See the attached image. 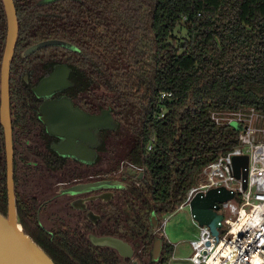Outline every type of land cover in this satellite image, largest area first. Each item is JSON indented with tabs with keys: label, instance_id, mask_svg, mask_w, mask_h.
<instances>
[{
	"label": "trees",
	"instance_id": "obj_1",
	"mask_svg": "<svg viewBox=\"0 0 264 264\" xmlns=\"http://www.w3.org/2000/svg\"><path fill=\"white\" fill-rule=\"evenodd\" d=\"M38 1L14 0L20 30L9 69V97H13L12 81L17 74L28 72L29 64H23L25 58L18 55L26 45L51 37L80 48L83 54H77L79 64L72 72L70 94L80 93L90 105L93 99L102 98L103 106L110 108L120 125L133 126L126 157L143 171L142 177L136 178L139 185L133 186L137 197L131 198L142 225L150 222L152 212L161 221L163 215L176 210L195 186L201 170L237 145L236 129L215 124L210 118L212 111L254 107L264 113V0H55L37 5ZM182 28L185 37L176 41L173 31ZM5 31L0 1V64ZM45 49L68 51L62 47ZM27 91L25 98L34 100L33 93ZM162 91L171 97L163 100L164 116L156 119ZM153 136L155 142L148 150ZM16 170L14 156L22 227L55 264H87L73 255L79 244L94 254L97 264H112L100 252H109L117 260L113 250L93 246L76 229L57 228L51 234L39 227L29 231L24 213L36 224L35 208L33 200L18 191ZM144 202L148 211L142 208ZM112 206L105 208L106 215L116 210ZM6 207L0 125L3 215ZM161 240L159 259L146 264H169L173 248L166 238Z\"/></svg>",
	"mask_w": 264,
	"mask_h": 264
},
{
	"label": "water",
	"instance_id": "obj_2",
	"mask_svg": "<svg viewBox=\"0 0 264 264\" xmlns=\"http://www.w3.org/2000/svg\"><path fill=\"white\" fill-rule=\"evenodd\" d=\"M1 1L7 22V34L0 65V125L3 129L5 151L7 207L5 215L0 213V264H55L49 255L24 231L18 215L9 101V69L15 49L18 24L13 0ZM46 46H59L69 50L75 49L72 44L66 41L46 40L30 46L25 50L24 55ZM68 72L66 66H56L49 77L41 80L38 86L33 88V92L37 97H49L57 91L68 89L71 86L67 79ZM39 120L45 126L47 134L58 140L52 143V150L57 156L65 159V161L66 158L76 159L89 166L95 163L96 148L100 140L93 131L97 129L114 130L118 125L109 109H102L98 114H90L75 106L72 100L66 96L44 100L39 108ZM232 126L234 128L239 127L235 123H232ZM246 167V155L232 157L233 175L235 178L241 179L243 188L246 187ZM127 171L129 172L130 168ZM131 175L139 179L142 177V172L136 174V171H133ZM61 181H56L54 185L55 190L52 200L58 196H65L66 199L64 200L69 202L72 212L83 219L81 225L88 223L96 225V219L98 218V215L87 206V202L98 201L99 203L100 201L107 203L110 200L112 201L116 190L121 192L126 190L125 185L112 179L88 180L69 186ZM92 192H98V194L84 196ZM233 196L234 192L223 186L213 187L205 192L197 191L188 204L192 220L200 226H207L212 235L217 238L218 229L222 226V215L217 213L218 204L232 199ZM17 226H19V230H16ZM151 226L155 237L149 252V261H157L161 254L162 233L154 212L151 213ZM6 229L10 230L12 235L18 233L22 240L20 248L24 249L25 252L27 251L28 255L25 252H19L11 261L7 259L1 241V234ZM88 239L93 246L111 249L122 259L133 257L132 245L121 238L111 235L90 234Z\"/></svg>",
	"mask_w": 264,
	"mask_h": 264
},
{
	"label": "flooded vegetation",
	"instance_id": "obj_3",
	"mask_svg": "<svg viewBox=\"0 0 264 264\" xmlns=\"http://www.w3.org/2000/svg\"><path fill=\"white\" fill-rule=\"evenodd\" d=\"M52 1H55V0H39L37 5L47 4ZM13 3H14V0H13ZM2 7H3V4H2ZM3 11H4V7H3ZM4 18L6 22L5 12H4ZM17 24H18L17 36H18L19 30H20L18 18H17ZM6 34H7V22H6L5 39H6ZM46 40H61V39L49 37L46 39H42L39 42L46 41ZM62 41H65V40H62ZM39 42H33L31 44L26 45L24 48L20 50L18 54L20 57L25 58V60L22 61V63L25 65H28V64L29 65L27 66L28 72H25V70L21 71V74H17V77L15 78V80L12 81L13 82V85H12V88H13L12 96L13 97L12 99L9 97L10 99L9 101L11 102L10 103L11 104L10 118H11V128H12V141L14 140L13 142L14 145H17V143L15 142L16 141L15 139L17 136L26 137L25 135H31L32 137L36 138V141L39 144L38 145L39 148L37 147L33 148V147L28 146L27 151L29 152L27 153L26 151V153L29 154L30 157H32L34 164H36L34 165L33 170L37 171L39 169V165L40 166L42 165L45 168L51 170L50 172H52V171L58 170V166L61 165L62 161L60 162V160L56 159L48 152L49 150L53 151L52 143L57 142L58 140L54 138L53 136L47 134L45 130V126L39 120V108L42 105L43 101L53 100L55 98L66 96L72 100L75 106H77L81 110L88 112L90 114H98L101 112L102 109L110 110V108L105 107L106 105L103 106L104 102L103 100H101L102 98L98 97L97 99H93L92 104L90 105L87 102L84 103L83 96H81L80 93L75 92V94L73 95L72 93L70 94L69 89L73 87L74 85L71 79L72 72H73L74 67H76L75 65H77V63L79 64V62L77 61L79 55L77 56V54H81V55L83 54L80 48L68 42L72 44L75 49L73 50L67 49L68 51H63L62 53H60L59 51L57 52L55 49H45L46 47H59V46H46V47L37 49L36 51L28 55H24V52L26 49H28L30 46H33ZM1 61H2V58H1ZM59 65H64L68 69L69 72H68L67 79L71 83V86L68 87V89L57 91L49 97H37L36 94L33 92V88L37 87L41 80L49 77L52 74V72L55 70L56 66H59ZM99 85L100 84L98 82L96 86L97 90L100 89ZM9 88H10V80H9ZM28 89L33 93L34 100L33 98H30V99L25 98L26 94L28 93L27 91ZM89 97L91 98L92 96L90 95ZM110 113L118 125L114 130L105 131V129H97L93 131L94 134L100 138V140H99V145L96 148L97 155L95 158V163L91 166L98 164L100 160L102 161L103 152H109V153L113 152V151H110V148L114 146L113 143H111L113 142L114 139L119 141V145L121 144L120 142L121 139H123V138H120L119 128L120 126H123L125 128V126L123 125V123H121V125L119 124V122L114 118V115L112 114L111 110H110ZM126 128L132 134L133 126L132 128L130 127H126ZM105 136H107V138ZM105 144H106V148H104ZM102 146H103V149H100ZM66 159L67 160L64 161L61 166L65 167L66 164H68V168H66L67 171L65 172L61 171L62 173L60 174V176L55 178V179L62 180L61 182L66 184V186H69V185H72L78 182H85L88 180L95 181V180H101V179L102 180L112 179V180H119L120 182H122L123 185H125V189L129 190L130 192L132 191L134 194L128 195L125 192L126 190L125 191L122 190V192L118 190L116 191L114 190L115 194L113 195L112 201L110 200L107 203H102L100 201L99 203L98 201L87 202V206L91 208L98 215V218L96 219L97 220L96 225H93L91 223L81 225L83 219L79 217L78 215H75L72 212V208L69 206V202L67 200H63L60 203V206L58 207H61V210L65 213V215H67V217L70 218L69 221L71 220L74 221V224H73L74 227L70 226L68 228L66 227V224L62 222V223H59L58 224L59 226L56 227L55 229L61 228V230L63 231H72L76 229L78 232L83 234L82 235L84 236L83 238L88 242H89L88 236L90 234L111 235L114 237L121 238L124 241L132 245L133 257L122 259L117 256V260H116L115 258H113L111 254H109V252H100L103 258L105 257L112 264H146L147 261L149 260V256H148L149 253L147 249L150 246L152 247L151 243L153 242L155 234L151 226V215H150V222L148 220L146 225L145 224L142 225L141 216L139 215L140 218L138 217L139 219H137V216H136L137 214L131 206L132 204H134V201L131 200L132 196L135 198L137 197L135 190H133V186L139 185V182L136 180V176L131 175L133 172V169L130 168L129 172L126 171L124 174H121V175L119 173L118 174L114 173L115 177L111 176L112 172L107 173L108 175H106L105 172L103 171H97L96 174L94 173L88 174L87 173L88 168H89L88 164L81 163L77 161L76 159H68V158ZM129 165L130 167H135L134 165L132 166L130 163ZM78 166L81 167L82 170H80ZM138 173L139 172H136V174ZM142 175H143V172H142ZM95 194H98V192H92L84 196L87 197V196H91ZM25 196L33 200V205L35 208L33 213L35 215L36 224L31 221L30 219L31 217L29 215H26L24 213L25 216L23 218V221L24 223L26 222V227L28 228V230L35 232L36 228L39 227V228H42L44 232L51 234V232L54 229L46 228L43 224H40L38 220V215L42 210L48 211V207H50V204L53 201L52 196L51 198L42 200L40 202H38L36 197L31 196L30 194H26ZM119 203L121 204L122 208L124 209L127 208L129 212L131 213V218H130L129 223L127 222L128 219L126 220L123 219L122 210L119 206ZM110 204L115 205V207L112 206V208H115L116 210L113 213H111L112 215H106L105 208H107V206ZM147 207L148 205H146V202H144L142 208L146 209L145 211H148ZM27 220H29L30 222L29 224ZM158 221L159 220L157 218V224L159 227L160 221L159 222ZM162 237L163 236H161V238ZM135 238H139V243H140L136 247H134ZM77 239L83 240L81 236H77ZM128 239H130L131 241H128ZM149 243L150 245H148ZM73 253H74L73 254L74 256L80 258L82 261H84L87 264H97L95 261L94 254L92 252H89V250H87V247L85 246V244H79V246L76 249L75 248L73 249Z\"/></svg>",
	"mask_w": 264,
	"mask_h": 264
},
{
	"label": "built area",
	"instance_id": "obj_4",
	"mask_svg": "<svg viewBox=\"0 0 264 264\" xmlns=\"http://www.w3.org/2000/svg\"><path fill=\"white\" fill-rule=\"evenodd\" d=\"M170 97L171 93L162 91L158 101L161 104ZM163 116L161 104L154 117ZM210 118L217 125L233 127L232 123L237 124V145L201 170L195 186L176 210L188 206L197 191L205 192L213 187L223 186L232 190L234 196L218 204L222 226L217 238L207 226L198 225L197 238L189 242L192 253L187 260L191 264H264V113L250 107L231 112L212 111ZM154 142L155 136L150 139L148 150ZM239 155L247 156L245 188L232 170V157ZM163 225L164 221L161 231ZM172 258L173 255L170 261Z\"/></svg>",
	"mask_w": 264,
	"mask_h": 264
},
{
	"label": "rangeland",
	"instance_id": "obj_5",
	"mask_svg": "<svg viewBox=\"0 0 264 264\" xmlns=\"http://www.w3.org/2000/svg\"><path fill=\"white\" fill-rule=\"evenodd\" d=\"M173 35L176 38V41H183L185 37V29H176L173 31ZM125 126V125H124ZM121 144L119 145V141L116 139L113 140V145L110 148V151L113 152H103V159L98 164L94 166H89L88 174L94 173L96 174L97 171H103L106 175L107 173L112 172V177H115V174H124L128 168L133 169L136 172H143L142 169L138 166L130 167L128 158L126 157L127 150L130 146L131 132L123 126L119 128ZM125 134V135H123ZM131 134V135H130ZM26 137L17 136L16 143L14 145V156L17 162V170L16 176L17 180L19 181V186L17 189L21 192L22 195L30 194L37 198L38 202L51 198L53 196L56 184V181L59 179H55L59 177L62 172L67 171L68 164L61 169L55 170L50 172L51 170L45 168L44 166L39 165V169L33 170L34 162L32 157L27 154V147L39 148V144L36 141V138L32 137L31 135H25ZM14 141V140H13ZM116 142V144H115ZM36 144V145H35ZM27 151V153H26ZM115 152V153H114ZM24 159V160H23ZM29 160V161H28ZM131 164V163H130ZM133 166V164H131ZM80 170L81 167L78 166ZM62 171V172H61ZM115 173V174H114ZM53 175V176H52ZM125 176V175H124ZM54 177V179H53ZM107 177V176H106ZM120 184H123L119 180H117ZM66 199L65 196H58L55 198L50 207H48V211L42 210L38 215V220L40 224H43L46 228L55 229L58 227L59 223L64 222L66 227H74V221H69L70 218L65 215V213L61 210L60 203ZM185 200V199H184ZM183 200V201H184ZM182 201V202H183ZM181 202V203H182ZM236 203V201L234 200ZM180 203V204H181ZM178 204V205H180ZM177 205V206H178ZM119 206L122 210V217L123 219H128L127 222L129 223L131 218V213L127 208H122L121 204ZM58 207V208H57ZM54 208V209H53ZM164 221L163 231H161L163 238H166L167 242L171 244L173 248V258L169 259V264H191L187 258L191 255L192 250L190 247L189 242L193 239L197 238L198 235V224L194 222L191 218L189 207L185 206L182 209L174 210L171 213H167L162 216V220L159 223V226ZM28 224L30 223L27 220ZM31 226V224H30ZM128 241H131L128 239ZM135 245H139V238H135Z\"/></svg>",
	"mask_w": 264,
	"mask_h": 264
},
{
	"label": "bare ground",
	"instance_id": "obj_6",
	"mask_svg": "<svg viewBox=\"0 0 264 264\" xmlns=\"http://www.w3.org/2000/svg\"><path fill=\"white\" fill-rule=\"evenodd\" d=\"M16 230H19V226H17ZM1 241L5 255L9 261H11L17 253L25 252L24 249L22 250V248H20L22 240L17 232L12 235L10 230L6 229V231L1 234ZM25 253L28 255L27 251Z\"/></svg>",
	"mask_w": 264,
	"mask_h": 264
}]
</instances>
